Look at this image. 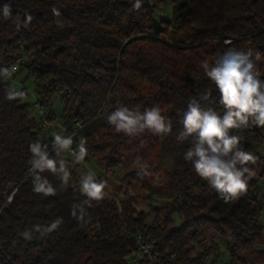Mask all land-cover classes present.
<instances>
[{"label":"trees","instance_id":"obj_1","mask_svg":"<svg viewBox=\"0 0 264 264\" xmlns=\"http://www.w3.org/2000/svg\"><path fill=\"white\" fill-rule=\"evenodd\" d=\"M166 1L142 0L136 10L135 0H0V68L20 58L15 73L23 71L35 93L31 105L24 101L25 88L14 89L10 79L0 77V264H131L137 235L155 239L154 260L141 258L137 264H203L220 247L229 256L225 264H248L242 253L264 239V128L231 130L259 159L249 165L255 175L247 192L227 203L184 159L191 138L177 140L191 98L211 90L213 102L201 101L202 106L224 111L203 61H214L228 48L258 51L261 60L255 63L264 80V0H175L170 18H157L156 9ZM9 3L11 17L5 19L3 7ZM26 14L32 20L25 26ZM8 88L25 95L9 100ZM36 103L42 115L32 113ZM121 105L140 112L159 107L172 120V132L117 133L107 116ZM54 116L58 124L43 133L42 120ZM57 133L73 134L74 151L86 140V157L107 168L145 158L146 147L159 145L172 161L162 189L150 187L139 171L124 174L147 189L151 211H137L126 191L120 200L105 193L84 205L86 223L79 221L72 207L87 197L69 165L67 186L44 172L57 193H35L29 146L39 141L51 157L62 158L52 149ZM158 198L168 199L163 213L152 205ZM57 218L63 222L56 230L44 235L35 230Z\"/></svg>","mask_w":264,"mask_h":264},{"label":"clouds","instance_id":"obj_2","mask_svg":"<svg viewBox=\"0 0 264 264\" xmlns=\"http://www.w3.org/2000/svg\"><path fill=\"white\" fill-rule=\"evenodd\" d=\"M141 2L142 0H135L133 8L139 10ZM52 11L54 15H60L55 7ZM3 17H11L10 3L4 5ZM31 20V15L26 14L25 26ZM17 27L20 25L17 24ZM259 60L261 53L258 51L253 54L251 50L245 53L228 48L214 61H203L204 74L220 93L219 104L224 109L223 114L211 107L202 106L201 101L213 102L212 92L207 90L199 95V99L189 100L179 120L182 129L177 140L189 141L191 138V147L186 150L184 159L192 163L195 173L207 181L225 203L236 200L247 192L249 181L255 175L249 165H255L259 159L252 152L245 151L241 145V136L232 134L231 131L247 129L250 126L264 128V80L260 79L261 73L255 63ZM16 71L15 65L11 68H0V77L10 79ZM6 95L7 99L13 100L23 97L25 93L8 88ZM107 120L117 133L129 137L139 136L146 131L153 135L166 136L173 128L172 120L162 115L159 107L146 108L140 112L121 105L107 116ZM72 144V136L65 137L58 133L53 136L52 149L56 157H60L63 152H71L75 164L83 163L88 155L86 140L79 143L78 151L72 150ZM29 151L32 154L29 163L35 193L45 197L57 193L49 179L42 175L44 172H50L60 180L61 187L67 186L70 171L65 159L51 157L48 145L39 141L31 143ZM139 167L144 175L149 174L147 164H140ZM105 187L106 182L98 181L91 171L84 174L81 177L80 190L87 199L81 204L73 205L71 215L86 223L84 205L91 206L92 200H102ZM62 222V218H57L43 229L36 225L35 230L44 235L56 230ZM22 235L26 239L31 238L28 232Z\"/></svg>","mask_w":264,"mask_h":264},{"label":"rangeland","instance_id":"obj_3","mask_svg":"<svg viewBox=\"0 0 264 264\" xmlns=\"http://www.w3.org/2000/svg\"><path fill=\"white\" fill-rule=\"evenodd\" d=\"M175 0H167L156 9L157 18L168 19L171 16V5ZM160 14V15H159ZM159 15V16H158ZM10 84L14 89L25 88L26 95L24 101L29 104L35 102V93L33 88V82L30 78L26 77L23 71L17 72L10 78ZM56 100V104H57ZM37 104V103H36ZM36 104L32 106V113H37ZM52 125H55L53 123ZM50 127V126H49ZM48 127L43 128L42 132L47 133L50 130ZM140 149V148H139ZM145 158L140 156L134 158V160H125L124 163L116 166L115 168H107L105 162H99L94 157H86L83 163L75 164L74 156L71 152H63L62 158L68 162L70 169L73 171V181L75 185L80 188L81 177L91 171L95 174L98 181H105L106 187L105 193L110 197H114L117 200L124 198V192L126 191L130 197H133V206L137 211L149 212L151 207L149 201L146 199L147 189L142 186L141 183H137L134 180L127 179L124 174L127 171H139L142 175L140 164H147L148 175H145V180L149 182L150 187L162 189L164 187L163 181L165 180V171L170 170L172 161L169 156L161 155L159 145L153 148L146 147ZM262 153H264V147H261ZM12 188L6 193V198H9ZM260 197L264 202V181H261ZM168 201L166 198H158L153 206L159 207L160 212L162 205ZM150 214L148 219L152 217ZM261 223L264 225V207H262L260 215ZM179 222V221H178ZM248 260V264H264V239L262 242L255 245L252 251L242 253ZM229 256L221 247L215 252L209 254L203 264H225L228 262ZM133 264V263H132Z\"/></svg>","mask_w":264,"mask_h":264},{"label":"built area","instance_id":"obj_4","mask_svg":"<svg viewBox=\"0 0 264 264\" xmlns=\"http://www.w3.org/2000/svg\"><path fill=\"white\" fill-rule=\"evenodd\" d=\"M19 63H20V58H16L12 62V64L10 65L9 68H11L13 65H15V66H17V69H18ZM36 107H37L36 109L38 110L39 114L42 115L43 111H42V108H41L40 104H36ZM53 123H55V124L57 123V116H54V117L49 118V119H45L44 118L42 120V127L43 128H48L49 126H52ZM59 127L62 129V131L64 130V128L61 125H59ZM72 135H70V136H72ZM11 192H10V194H11ZM133 238L135 240L137 248H136L135 252L132 254L131 264L132 263L133 264H137V262L141 258H144V259L149 260V261L154 260L153 248H154V245H155V239L154 238H149V237L143 239L139 235L133 236Z\"/></svg>","mask_w":264,"mask_h":264}]
</instances>
